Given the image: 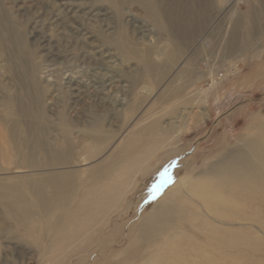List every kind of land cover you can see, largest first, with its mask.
Masks as SVG:
<instances>
[{
	"label": "rangeland",
	"instance_id": "374dc122",
	"mask_svg": "<svg viewBox=\"0 0 264 264\" xmlns=\"http://www.w3.org/2000/svg\"><path fill=\"white\" fill-rule=\"evenodd\" d=\"M0 264H264V0H0Z\"/></svg>",
	"mask_w": 264,
	"mask_h": 264
},
{
	"label": "bare ground",
	"instance_id": "6f19581e",
	"mask_svg": "<svg viewBox=\"0 0 264 264\" xmlns=\"http://www.w3.org/2000/svg\"><path fill=\"white\" fill-rule=\"evenodd\" d=\"M173 13V12H172ZM187 20V19H186ZM111 85V84H110ZM160 130V129H159ZM157 133V132H156ZM155 133V134H156ZM150 136V135H149ZM154 137V136H153ZM145 138H147V137H145ZM149 138V137H148ZM159 139V138H158ZM147 141V140H146ZM149 141V140H148ZM168 141V140H167ZM161 143V142H160ZM160 143H159V140H153V141H151L149 144L150 145H146L145 147H144V145L142 144V146H141V148H138L137 150H134L131 154H129V155H125V156H123V158H122V160H120L121 161V167H119L116 171H114L113 172V174H112V177L111 176H109V177H106V179H104L103 181H99V182H96L95 184H92L91 185V187L88 189V192L87 193H85V197H83L84 198V200L87 202V204L88 205H90V207L88 208V211H86V212H88V215L86 214V213H83V215H87V217H85V219H83V220H81L79 223L81 224V225H89L91 222H92V220L94 219L93 217H94V214H95V211H100V209L98 208L100 205L102 206V208L104 209V211L108 208V204L107 203H105V199L106 198H110V196L109 195H112V196H114V197H116V196H120L121 195V193H122V191L124 190V185L123 184H121L119 187H117V188H114V186L117 184V182H116V179H115V176L118 174V172L119 173H121V176L122 175H124L125 174V172H127L126 170H128V171H130L132 168H136V169H139V170H141L140 168L144 165V163H145V160H147L150 156H151V154H152V152L154 151V150H156V149H158L159 148V145H160ZM255 144H253L252 146H254ZM256 151V153L254 152V151H252V149H245V148H239V149H237L236 151H234L233 152V154L231 155V157H229V159L228 160H226V161H228V164H233V163H235V165H237V166H239L240 168H241V172L242 171H244V173H246V172H250V167H252V165H258V167H255V168H259V170L261 169V166L258 164V163H256L255 162V160L252 158V156L254 155V154H257V153H259L257 150H255ZM240 163V164H239ZM225 164H227V163H225ZM243 165V166H242ZM132 182H134V179H133V181ZM123 196V195H122ZM119 198V197H118ZM122 199V198H121ZM113 200V199H112ZM83 201V200H82ZM104 202V203H103ZM101 208V209H102ZM170 208V207H169ZM114 211V210H113ZM168 211H169V209L168 208H166V209H164V211H163V213L164 214H166L168 217H171V216H174V214H172V212H170V213H168ZM115 212V211H114ZM113 212V213H114ZM97 213H99V212H97ZM109 215V214H108ZM96 217V216H95ZM97 217H98V215H97ZM107 217V216H106ZM156 219H157V216L155 217ZM103 219V218H102ZM101 220V219H100ZM105 220H107V218L105 219ZM77 221V220H76ZM94 221V220H93ZM103 221V220H102ZM101 221V222H102ZM108 221V220H107ZM100 221L98 222V224L99 223H101ZM70 223V222H69ZM89 223V224H88ZM94 223V222H93ZM103 223V222H102ZM156 223V222H155ZM70 224H72V222L70 223ZM92 224V223H91ZM105 224V223H104ZM63 225V224H62ZM62 225H60V227L62 226ZM93 225V224H92ZM100 225V224H99ZM69 226H71V225H69ZM84 226H82V228H84ZM91 226V225H90ZM95 226V225H94ZM93 226V227H94ZM98 226V225H97ZM66 227V226H65ZM79 227H80V225L78 226V228H76V229H79ZM89 227V226H88ZM98 227H100V226H98ZM71 228V227H70ZM82 228L80 227V229L82 230ZM89 228H91V227H89ZM96 228V227H95ZM101 228H103V227H101ZM149 228V227H148ZM58 229H60V228H58ZM69 229V228H68ZM67 229V230H68ZM86 228H84V230H85ZM104 229V228H103ZM150 229V228H149ZM64 230V229H63ZM67 230H64V231H62V229L61 230H57L58 231V233L56 232V236L58 237V238H56V242H60L59 244H58V247H54V248H56V252L58 251V248L63 252L62 253V255H64V254H66L69 250H70V246H68L69 244H71V242L72 241H74L72 238H71V236L70 237H68L67 238V245L65 244L64 245V243L66 242V240H64V241H61L60 239H59V236L61 235V237L63 236V232L65 233ZM87 230V229H86ZM89 230V229H88ZM92 231H93V229H91ZM151 230V229H150ZM62 231V232H61ZM95 231V230H94ZM61 232V233H60ZM91 232V231H90ZM67 233H70L71 234V232H67ZM66 233V234H67ZM75 233L77 234V233H80L79 231L77 232V231H75ZM83 233H85V232H83ZM82 233V234H83ZM73 234V235H72ZM71 235L74 237V233H72ZM85 235V234H84ZM88 235V234H87ZM55 236V237H56ZM81 236V235H80ZM60 237V238H61ZM64 238H65V236H63ZM62 237V238H63ZM75 237H77V236H75ZM78 237H79V235H78ZM80 238V237H79ZM76 239V241L77 240H81V239H77V238H75ZM85 239V238H84ZM55 240V239H54ZM75 245L77 244V242L76 243H74ZM79 245V244H78ZM80 245H82V244H80ZM76 247H78V249H79V246H76ZM77 249V250H78ZM59 250V251H60ZM74 250V249H73ZM72 250V251H73ZM60 251V252H61ZM76 251V250H75ZM53 252V251H52ZM65 252V253H64ZM76 254V253H75ZM72 255H74V254H72ZM48 256H50V255H48ZM60 256V255H59ZM66 257V256H65ZM61 258V257H60ZM53 259V258H52ZM55 260H56V258H55ZM59 260V259H58ZM51 261V260H50ZM144 261V260H143ZM59 262H62V261H59ZM59 262H57V263H59ZM141 263V262H140ZM143 263V262H142ZM146 263V262H145Z\"/></svg>",
	"mask_w": 264,
	"mask_h": 264
}]
</instances>
